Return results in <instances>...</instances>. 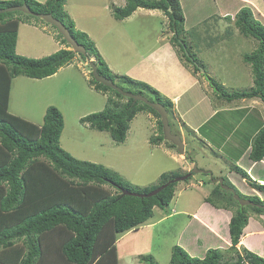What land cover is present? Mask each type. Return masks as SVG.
Instances as JSON below:
<instances>
[{
    "label": "rangeland",
    "instance_id": "1",
    "mask_svg": "<svg viewBox=\"0 0 264 264\" xmlns=\"http://www.w3.org/2000/svg\"><path fill=\"white\" fill-rule=\"evenodd\" d=\"M6 1L10 0H0ZM181 3L187 19L180 29V38L203 63L200 73L194 72L193 66L183 59L180 47L174 42L170 19L163 10L139 8L127 19L118 20L113 11L125 7V0H67L64 9L77 31L86 33L93 42L116 85L125 92L155 100L150 87L174 103L172 112L167 111L168 120L172 133L180 136L185 144L183 155L178 148L168 147L161 117L148 110L139 112L130 122L126 140L120 144L109 132L82 124V118L105 110L110 99L123 106L129 98H119L112 91H97L91 84V63L95 64L96 57L82 58L61 42L54 26L39 17L30 18L14 12L15 19H21L18 55L40 59L66 49L76 56L56 76L15 78L9 98L10 113L42 126L48 107H57L64 118L60 146L80 161L102 165L116 173L133 193H143L145 189L161 185L163 174H183L177 178L190 174L189 178L176 182L174 198L164 210L155 208L153 217L146 223L117 235L119 264H147L142 261L144 256L153 257L158 264H170L174 246H181L191 256L201 258L203 251L207 252L206 241L213 249H223L227 260H235L236 254L226 250L229 245L221 248V243L215 242L207 228L195 226L194 234L187 228L188 223H197L193 217L198 207H202L199 212L204 210L207 214L218 209L206 201L217 185L214 179L228 178L243 195H261L264 201V194L231 170L238 165L250 176L253 174V180L264 181V161L255 164L249 159L251 145L264 127V102L259 98L233 102L218 99L221 91H250L254 85L252 66L244 61V56L254 52L259 44L240 33L235 18L237 11L248 5L255 17L264 23V1L181 0ZM194 8L198 11L196 15ZM209 76L221 85V91L216 92L210 85ZM123 78L127 83L123 84ZM132 80L148 87L139 89L130 84ZM189 127L194 135L188 134ZM158 137L164 141L159 145L154 142ZM188 156L195 162L190 163ZM194 164L213 176L191 173ZM104 188L111 194L117 193L108 185ZM228 227L229 224L225 227L226 233ZM246 228L238 249L244 247V243L248 246V240L257 245V252L264 256V215L250 211ZM192 240H198L195 251L188 248ZM54 241L57 247L62 240L54 237Z\"/></svg>",
    "mask_w": 264,
    "mask_h": 264
},
{
    "label": "trees",
    "instance_id": "2",
    "mask_svg": "<svg viewBox=\"0 0 264 264\" xmlns=\"http://www.w3.org/2000/svg\"><path fill=\"white\" fill-rule=\"evenodd\" d=\"M125 1V7L113 11L115 19H127L139 8L163 10L170 19L174 42L180 47L183 59L193 66L196 73L204 69L203 63L180 38V29L187 19L181 0ZM66 2L47 0L43 4L37 0H10L0 2V9L25 3L36 14H52L86 48L88 56L96 57L95 64L100 75L115 82L88 35L77 31L75 23L64 9ZM193 12L198 14L195 8ZM15 16L14 12L0 14V264H119L117 235L146 223L153 217L155 208L164 210L175 195L176 182H169L183 174H163L161 185L145 189L142 193L148 194L168 184L155 196L141 198L124 195V190L131 191L116 173L102 165L80 161L60 146L64 118L57 107H48L42 126L10 113L13 79L19 76L49 78L69 65L76 56L73 51L66 49L40 59L18 55L16 47L21 19H15ZM235 25L241 34L257 40L259 44L254 52L244 56V61L252 66L254 85L250 91L227 93L222 92L221 85L209 76L210 85L215 87L216 92L221 91L218 99L227 102L253 98L264 102V23L246 5L237 11ZM58 38L68 44L61 34ZM67 46L71 47L69 44ZM87 55L81 54L82 58H87ZM122 80L123 84L127 83L125 78ZM91 84L97 91H112L119 98H125L116 90L97 83L94 78ZM130 84L139 89L148 87L141 81L132 80ZM148 89L151 97H155V100L147 97L149 100L161 103L169 113L172 112L174 103L171 100L155 89ZM118 103L110 99L105 110L82 118L81 123L93 130L109 132L112 139L120 144L125 142L129 124L139 112L148 110L158 115L153 108L142 102L134 103L130 98L126 105ZM160 124L163 128L162 122ZM188 130V134L194 135L191 129ZM154 142L159 145L164 141L158 137ZM166 144L171 149L177 148L171 142L166 141ZM249 159L255 164L264 161V127L258 131L251 145ZM187 160L195 162L191 156ZM231 170L264 194V183L253 180L249 172L238 165ZM224 184L233 188L241 198L254 203L253 206L241 207L234 194L223 190L219 184L214 186L206 199L218 209L233 212L229 223L231 245L226 250L236 254V259L227 260L224 250L220 248H209L198 258L191 256L183 247L174 246L170 264H264V256L246 247L238 249L250 211L264 215V201L261 195H243L228 178H224ZM105 185L117 193L111 194L104 188ZM54 237L62 240L57 247ZM142 261L158 264L151 256H144Z\"/></svg>",
    "mask_w": 264,
    "mask_h": 264
},
{
    "label": "water",
    "instance_id": "3",
    "mask_svg": "<svg viewBox=\"0 0 264 264\" xmlns=\"http://www.w3.org/2000/svg\"><path fill=\"white\" fill-rule=\"evenodd\" d=\"M9 12H21V13H24L26 15L41 18L43 21H45L46 23H49L50 25L54 26L58 30V32L63 36V38L66 40V42L73 48L74 52L82 54L84 56L87 55L86 48L83 45L79 44L73 38L69 29L60 20L55 18L52 14H36L25 3L22 5H19V6H13V7L5 8V9H0V14L9 13ZM91 67H92L93 78L97 83H100L104 86L112 88L113 90H116L117 92H119L123 96L132 99L134 101V103L142 102V103L146 104L147 106L153 108L161 117V122H162V126H163V131H164V140L174 144L178 148V152L180 154H182V155L185 154V144L183 143L180 136L174 135L172 133V129H171V126H170V123L168 120V112H167L166 108L161 103L151 102L149 99L145 98L144 96L136 95V94H133L130 92H125L123 89L118 87L113 80L108 79V78L100 75L98 68L94 63H91ZM191 173H195V174L205 173V174H208L210 176H213L212 173L209 171L199 170L196 164H194V169L191 171ZM189 176H190V174L187 175L186 177L176 178L169 183L183 181L186 178H189ZM213 182L219 184L223 190L232 192L234 194L235 200L240 204L241 207L254 205V203L252 201H250L248 199H243L238 194H236V192L233 188L226 186L224 184L223 178L214 179ZM167 185L168 184H165V185L159 187L158 189H156V190H154L148 194L133 193V192H128L126 190L123 191V194L129 195V196H134V197H141V198L151 197V196H155L158 193H160L162 190H164L167 187Z\"/></svg>",
    "mask_w": 264,
    "mask_h": 264
},
{
    "label": "crops",
    "instance_id": "4",
    "mask_svg": "<svg viewBox=\"0 0 264 264\" xmlns=\"http://www.w3.org/2000/svg\"><path fill=\"white\" fill-rule=\"evenodd\" d=\"M262 7H264V6L262 5ZM54 76H56V74ZM13 81H14V79H13ZM13 81H12V83H13ZM216 112L217 111L214 109V113L215 114H216ZM194 128H195V126H194ZM189 129H192V128L189 127ZM197 129H199V127H197ZM251 169H252V167L250 168V170ZM261 183H263V181H261ZM201 208L202 207H198V209L196 210V213L194 214V217H193V219L195 221H197V223H195V222L193 223L192 221H190L188 223L187 228H189L191 231L195 228V226H200V227H203V228H207L212 233V235L215 237V240H216L215 242H217L218 245L221 243V248L224 245H227V246L229 245L230 246L231 245V242H230L231 240H230V235H229V227L227 229L228 233H226L225 227H226L227 224L230 223V220H231V218L233 216L232 212L228 211V210L223 211L221 209H216L215 210V209L212 208L213 210L210 213L207 214V212L204 211V210L202 212H199V209H201ZM205 214H206V217L208 216V219L206 217L204 218ZM187 228L185 227L184 230H186ZM246 229H245V231H246ZM224 231H225V233H224ZM193 233L195 234L194 230H193ZM184 234L186 235V233H184ZM196 234L199 235V230H197ZM247 234H250V233H247ZM197 241L198 240H192V246H189L188 248H192L194 251L197 250V249H195V244H196ZM209 243H210L209 241H206V244H208L206 250H208L209 248H213V246H209L210 245ZM246 243L249 246V248H248L249 250L252 249L251 251H254V252L258 253L257 252V249H258L257 245L255 246L252 242H250L248 240H246ZM244 245H245L244 247H246V248L248 247V246H246L245 243H244ZM198 251H199V249H198ZM204 252L205 251H203V253Z\"/></svg>",
    "mask_w": 264,
    "mask_h": 264
}]
</instances>
